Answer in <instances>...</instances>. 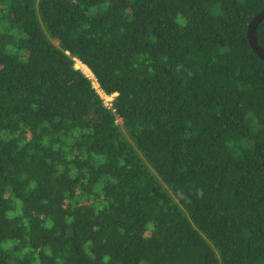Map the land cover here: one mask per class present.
Here are the masks:
<instances>
[{
	"label": "trees",
	"instance_id": "trees-1",
	"mask_svg": "<svg viewBox=\"0 0 264 264\" xmlns=\"http://www.w3.org/2000/svg\"><path fill=\"white\" fill-rule=\"evenodd\" d=\"M263 9L0 0V264H264Z\"/></svg>",
	"mask_w": 264,
	"mask_h": 264
},
{
	"label": "water",
	"instance_id": "water-1",
	"mask_svg": "<svg viewBox=\"0 0 264 264\" xmlns=\"http://www.w3.org/2000/svg\"><path fill=\"white\" fill-rule=\"evenodd\" d=\"M264 19V9L257 13L251 22L249 23L248 26V37L250 44L253 48V50L264 60V49L263 47L259 44L257 37H256V29L259 26V24L262 22Z\"/></svg>",
	"mask_w": 264,
	"mask_h": 264
},
{
	"label": "rangeland",
	"instance_id": "rangeland-1",
	"mask_svg": "<svg viewBox=\"0 0 264 264\" xmlns=\"http://www.w3.org/2000/svg\"><path fill=\"white\" fill-rule=\"evenodd\" d=\"M76 66L77 68H81L82 70H84L85 73H87L88 76H90L93 81H94V85L96 86V88L98 89L99 93L101 94V96L104 98L105 102L109 105L112 106V102L114 100V96L115 94H106L99 86V83L97 82L94 74L92 73V71L90 70L89 73L87 72V68H86V64L82 63L80 60L76 61Z\"/></svg>",
	"mask_w": 264,
	"mask_h": 264
},
{
	"label": "bare ground",
	"instance_id": "bare-ground-1",
	"mask_svg": "<svg viewBox=\"0 0 264 264\" xmlns=\"http://www.w3.org/2000/svg\"><path fill=\"white\" fill-rule=\"evenodd\" d=\"M86 68H87V70H88L87 72L89 73V71H90V68H89L87 65H86Z\"/></svg>",
	"mask_w": 264,
	"mask_h": 264
},
{
	"label": "built area",
	"instance_id": "built-area-1",
	"mask_svg": "<svg viewBox=\"0 0 264 264\" xmlns=\"http://www.w3.org/2000/svg\"><path fill=\"white\" fill-rule=\"evenodd\" d=\"M107 104V103H106ZM108 105V104H107Z\"/></svg>",
	"mask_w": 264,
	"mask_h": 264
},
{
	"label": "clouds",
	"instance_id": "clouds-1",
	"mask_svg": "<svg viewBox=\"0 0 264 264\" xmlns=\"http://www.w3.org/2000/svg\"><path fill=\"white\" fill-rule=\"evenodd\" d=\"M113 104V103H112Z\"/></svg>",
	"mask_w": 264,
	"mask_h": 264
}]
</instances>
